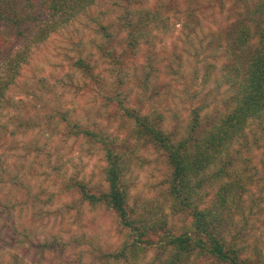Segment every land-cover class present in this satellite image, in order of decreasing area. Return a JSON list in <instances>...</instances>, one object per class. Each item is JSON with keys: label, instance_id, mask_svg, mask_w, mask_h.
<instances>
[{"label": "rangeland", "instance_id": "obj_1", "mask_svg": "<svg viewBox=\"0 0 264 264\" xmlns=\"http://www.w3.org/2000/svg\"><path fill=\"white\" fill-rule=\"evenodd\" d=\"M114 1L101 0L96 8L66 27L68 40H58L54 43V49L53 44L49 49L44 48L48 53L41 52L38 71L54 92L47 95L36 82H28L25 89L27 94L21 92L18 97L14 96L15 110H5L0 116V123L7 125L8 131H11L16 128L11 118L13 122L16 117L24 122L58 107L74 111L84 122L98 125L115 139L125 162L128 216L138 225L158 229V233L149 236L150 240L157 242L166 231L182 233L190 226L191 220L186 214L172 211V199L167 189L169 169L165 157L137 142L133 122L125 118L123 108L151 114L164 112V108L171 107L172 110L166 115V127L170 130L176 128V135L185 134L188 116L194 107L203 108L201 118L207 116L213 120L223 106L224 98L219 92L226 89L219 76L225 73L222 70L229 62L223 54L225 45L230 46V42H226L230 39L225 41L223 35L235 20L234 7L238 0H208L212 7H208L207 0H203L199 9L196 5L199 0H137L138 8L151 9L150 16L155 23L149 27L145 44L136 57L129 55L128 51L124 53L125 71L117 67V72L123 73L125 82L121 86L123 104L113 102L106 106L95 95L102 89L95 86L86 90L83 86L85 80L73 70L71 61L85 55L93 62L95 73L100 72L106 81L109 79L107 83L113 80L111 60L103 57L97 47L103 41H100L101 36L96 30L99 24H115L120 8L112 6ZM205 6L208 7L206 10ZM41 12L42 19L47 20L46 11ZM0 32L11 35L1 24ZM20 44L19 40L14 45L15 50ZM103 48L120 54L124 49L121 35L113 43H105ZM196 52H199L198 58L205 61L195 64L198 70V80L192 92L196 95L195 100L184 102L177 97L182 93L180 81L173 79L175 77L168 70V65L175 67L179 57L194 63L192 55ZM149 53L155 55L153 57L157 60L158 68L152 72V87L144 89L143 93L137 84L145 72L143 65ZM209 64H214L215 68L208 77ZM191 67H183L186 69L185 76L189 75ZM113 76L116 82L119 78L115 74ZM72 84L76 85L77 91ZM19 100L23 101L20 103H24L25 107L19 105ZM33 132L32 135L16 136L8 133L7 142H0L1 163L7 167L18 166L28 177L27 182L32 190L27 197L25 193L17 195L5 189V194L9 193L5 200L11 207L0 216V262L14 264L11 256L15 251L23 257L20 261L26 264L38 262L36 244L45 242L50 243L51 247L43 253L44 256L40 255V258L43 257L42 264H89L100 256V252H115L123 243L131 242L134 233L119 227L115 213L99 203L93 206L83 201L80 188L76 185L81 182L95 196L97 191H105L107 185L102 177L105 163L101 153L91 151L84 139L63 142L55 134L51 135L49 130L37 129ZM27 143H32V150L23 148ZM250 156L256 167H245L241 158H246V154L234 157L241 173H238V179H252L248 186L252 198H248L247 193L243 203L247 216L241 223L238 215L231 213L233 211L224 212L222 230L229 231V235L233 236L238 228H243L244 235L238 239L243 248V257L260 263L264 260V180L261 179L264 176V155L252 149L247 158ZM212 199L213 194L209 193L201 202L211 203ZM233 219L237 226L231 224ZM153 246L156 247V244L146 251L147 259L156 254ZM187 264L213 263L207 257H200Z\"/></svg>", "mask_w": 264, "mask_h": 264}, {"label": "trees", "instance_id": "obj_2", "mask_svg": "<svg viewBox=\"0 0 264 264\" xmlns=\"http://www.w3.org/2000/svg\"><path fill=\"white\" fill-rule=\"evenodd\" d=\"M202 1H197V9ZM100 2L101 0H0V24L11 33L6 36L0 32V116L5 110L15 108L14 96L18 97L21 92L27 94L25 89L30 81L36 82L47 95L54 92V89L48 88L46 79L39 75L37 64L41 52L49 49L50 44H53L54 49V43L60 39L68 40L66 27L92 11ZM137 3V0H115L112 6L120 8L115 24H99L96 30L101 36L100 41H103L97 47L103 57L111 60L112 81L107 83L109 79L106 81L100 72L95 73L93 62L85 55L71 61L73 70L79 72L85 80L83 86L86 90L95 86L102 89V92L97 91L95 95L106 106L113 102L123 104L121 86L125 82L123 73L117 72V67L124 69L123 55L126 51L132 57L139 54L145 44L144 39H147L149 27L155 23L150 16L151 9H140ZM207 5L212 7L208 0ZM208 7L205 6L204 10ZM234 9L235 20L223 35L225 41L230 39L226 41L230 42V46L225 45L223 54L229 62L222 70L225 73L219 76L226 88L224 92H219L224 98L223 106L213 120L207 116L201 118L203 108L194 107L189 113L185 134L176 135V128L170 130L166 127V115L172 110L171 107L164 108V112L151 114L125 106L123 108L125 118L133 122V134L137 142L151 147L165 157L169 169L167 189L172 199V211L186 214L191 220L190 226L182 233L166 231L161 239L153 242L149 236L158 233V229L138 225L128 216L125 162L115 139L98 125L84 122L74 111L58 107L24 122L17 117L13 122L11 118V123L16 126L11 131H8L7 125L0 123V142L3 143L7 142L8 133L13 136L32 135L37 129L49 130L51 135L55 134L63 142L84 139L91 151L101 153L105 163L102 177L107 188L105 191H97L95 196L81 182L75 183L80 188L81 199L93 206L98 203L105 206L115 213L119 219V227L134 234L131 242L123 243L115 252H100V256L89 264H187L200 257H207L213 264H264V260L256 263L243 257V248L238 240L244 235L243 228H238L233 236L229 235V231L222 230L224 212L233 211L231 213L238 215L243 223L247 216L243 204L245 195L248 193L247 197L252 198L248 190L252 179H238L240 168L235 164V155L243 157L246 154L247 158L252 149L264 155V0H238ZM41 11H46L47 20L42 19ZM118 35H121L124 49L117 55L115 50H105L103 46L105 43H113ZM19 40L20 47L15 50L14 45ZM188 44L192 45L191 42ZM198 54L196 52L192 55L194 63L179 57L175 67L168 65V70L175 77L173 79L180 81L182 93L177 97L181 101L192 102L196 98L195 93H192L198 80L195 64L205 61L199 59ZM153 56V53L146 54L143 65L145 72L137 84L143 93L144 89L152 87V72L158 68ZM189 65L192 66L191 71L185 76L186 69L183 67ZM209 65L206 72L208 77L215 68L214 64ZM113 74L119 78L116 82ZM75 86L72 84L74 89L77 88ZM20 102L23 101L19 100L18 103ZM19 105L25 107L24 103ZM31 147L32 143H27L23 148L29 150ZM246 158H241L245 167H256L252 156ZM261 179L264 180L263 175ZM27 180L28 177L18 166H3L0 159V216L11 207L5 200L9 194H5L6 188L17 195L25 193L28 197L32 194L31 184ZM209 193L213 194L211 203H202L203 197ZM31 198L35 199L36 196ZM231 224L237 226L236 220L233 219ZM227 235L229 239L226 238ZM152 244H156V247L153 246L156 254L148 260L146 251ZM20 247L16 249L20 250ZM50 247V243L36 244L38 262L31 263L42 264L43 257L40 258V255L44 256L43 253ZM11 257L14 264H26L20 261L23 257L19 256L18 251Z\"/></svg>", "mask_w": 264, "mask_h": 264}]
</instances>
